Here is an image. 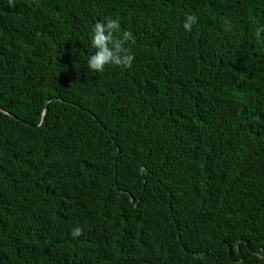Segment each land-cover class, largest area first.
Wrapping results in <instances>:
<instances>
[{"label": "trees", "instance_id": "obj_1", "mask_svg": "<svg viewBox=\"0 0 264 264\" xmlns=\"http://www.w3.org/2000/svg\"><path fill=\"white\" fill-rule=\"evenodd\" d=\"M0 264H264V0H0Z\"/></svg>", "mask_w": 264, "mask_h": 264}, {"label": "clouds", "instance_id": "obj_2", "mask_svg": "<svg viewBox=\"0 0 264 264\" xmlns=\"http://www.w3.org/2000/svg\"><path fill=\"white\" fill-rule=\"evenodd\" d=\"M198 16L189 13L185 16L183 28L190 31L197 23ZM92 51L86 61V67L96 73L105 71L106 66H120L131 68L134 55L129 43L135 44V38L131 31L121 30L120 17H105L97 21L88 33ZM82 233V228H72L71 234L76 237ZM259 255V254H257Z\"/></svg>", "mask_w": 264, "mask_h": 264}]
</instances>
